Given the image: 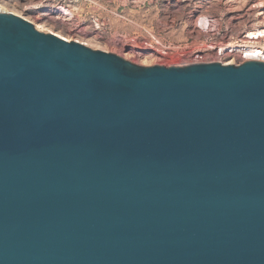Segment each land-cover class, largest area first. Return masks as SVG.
<instances>
[{"label": "water", "instance_id": "1", "mask_svg": "<svg viewBox=\"0 0 264 264\" xmlns=\"http://www.w3.org/2000/svg\"><path fill=\"white\" fill-rule=\"evenodd\" d=\"M0 264H264V61L143 66L0 12Z\"/></svg>", "mask_w": 264, "mask_h": 264}, {"label": "rangeland", "instance_id": "2", "mask_svg": "<svg viewBox=\"0 0 264 264\" xmlns=\"http://www.w3.org/2000/svg\"><path fill=\"white\" fill-rule=\"evenodd\" d=\"M42 2L43 0H0V3L5 4L22 17L34 21V18L40 15L39 22L67 30L66 22L62 23L61 19L53 17L54 14H52L54 10L52 11L51 7L55 8L60 0H49L43 4ZM142 2V0L139 1V21L128 16L133 20L134 24H132L113 17L110 19L113 30L122 31L118 26L120 23L127 25L128 33L136 30L137 25L152 26L164 39L180 43L193 36L203 34L199 29L198 22L200 20L201 23L203 21L201 18L205 16V20L218 29L215 38L216 44L224 47L230 43L233 46L242 45V40H247L244 37L247 31L261 27V25L264 27V5L260 6V4H264V0H147L144 5L140 4ZM28 4H32L35 8H25ZM46 4H48L47 7H45ZM74 4H85V8L89 6L88 2L82 0H77ZM104 39L106 40V38ZM86 44L93 49L113 52L122 57L125 55L129 58L127 60L138 65L162 64L154 60L148 52L139 54L127 52L126 46H114L107 43L97 46L92 40L87 41ZM260 44L264 46V41H261ZM124 58L126 59V57ZM238 58L239 52L234 51L221 54L219 59L224 63L231 60L230 64H235Z\"/></svg>", "mask_w": 264, "mask_h": 264}, {"label": "built area", "instance_id": "3", "mask_svg": "<svg viewBox=\"0 0 264 264\" xmlns=\"http://www.w3.org/2000/svg\"><path fill=\"white\" fill-rule=\"evenodd\" d=\"M47 1L49 0H43L42 4ZM76 1L60 0L55 8L51 7V9L55 11L52 12L53 17L61 19L62 23L66 22V26L68 25L67 30H62L70 36L77 37L81 44L86 45L87 41L92 40L97 46L103 43L126 46L127 52L133 54L148 52L154 60L165 66L212 61L224 63L219 59L221 46L215 42L218 29L208 24L209 22L201 25L199 20L198 25L202 35L193 36L184 42L173 43L164 39L152 26L137 25V29L129 33L113 30L110 23L113 17L134 24L133 20L123 13V8L129 6L139 8L140 0H82L89 3L87 8L85 4H74ZM142 1L140 4L144 5L147 0ZM47 6L48 4L45 7ZM60 6L68 9L67 13L60 11L62 16L57 15ZM25 8L33 9L35 6L28 4ZM241 61L243 60L238 59L235 64Z\"/></svg>", "mask_w": 264, "mask_h": 264}, {"label": "bare ground", "instance_id": "4", "mask_svg": "<svg viewBox=\"0 0 264 264\" xmlns=\"http://www.w3.org/2000/svg\"><path fill=\"white\" fill-rule=\"evenodd\" d=\"M258 3H260V2H258ZM261 3H263V2H261ZM261 5H264V4H260V6ZM58 9H57V15L62 16L60 11L66 12V13L68 12V9H66L64 7H59ZM0 12L17 15V16L31 22L34 25V27L39 31L46 32V33H52V34H54L60 38H63L67 41L76 40V41L80 42L79 39L72 38L70 35L63 33L64 32L63 30H61L60 28H56V26H54V25H49L48 23L39 22L38 20H41L40 15H37L34 18L35 20L33 21L31 19H27L25 17L20 16L19 14L15 13V11H13L11 8L5 6V4H2V3H0ZM263 14H264V8H263ZM201 19L203 20V21H201V25H205L208 22L207 20H205V16L202 17ZM204 20H205V22H204ZM244 37L247 40L246 41L242 40V43H243L242 45L237 44L238 46H233L230 43L229 45H226V46L220 48V54H223L226 52L236 51V52H239V58H238L239 60L257 59V60L264 61V46L260 44L261 41H264V27L261 25V27L255 28L253 30H249L246 32ZM95 48H99V47H95ZM124 57H126V59H129L125 55H124ZM230 63H231V60L226 62L225 64H230Z\"/></svg>", "mask_w": 264, "mask_h": 264}, {"label": "crops", "instance_id": "5", "mask_svg": "<svg viewBox=\"0 0 264 264\" xmlns=\"http://www.w3.org/2000/svg\"><path fill=\"white\" fill-rule=\"evenodd\" d=\"M135 8H137V7L131 6V8H125L123 10V12L125 13V15L132 17L136 21H139V8L138 9H135ZM118 26H119L120 30H122V31H126V32L129 31L126 28V26H127L126 24L120 23Z\"/></svg>", "mask_w": 264, "mask_h": 264}]
</instances>
